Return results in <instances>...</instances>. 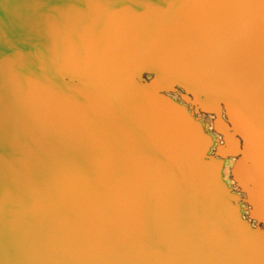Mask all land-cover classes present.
I'll return each instance as SVG.
<instances>
[{
    "label": "water",
    "instance_id": "1",
    "mask_svg": "<svg viewBox=\"0 0 264 264\" xmlns=\"http://www.w3.org/2000/svg\"><path fill=\"white\" fill-rule=\"evenodd\" d=\"M0 264H264V0H0Z\"/></svg>",
    "mask_w": 264,
    "mask_h": 264
},
{
    "label": "bare ground",
    "instance_id": "2",
    "mask_svg": "<svg viewBox=\"0 0 264 264\" xmlns=\"http://www.w3.org/2000/svg\"><path fill=\"white\" fill-rule=\"evenodd\" d=\"M206 121H208V123L211 125H213L214 126V124H217V122H218V120L217 119H215L214 118V116H208V118H206ZM211 125V126H212ZM228 161L229 160H227V162H226V164H225V168H224V176H225V179H226V181L230 184L231 183V173H230V171H229V176H227V171H228V168L229 167H227V163H228ZM232 165V164H231ZM237 184H238V182H237ZM238 185H240L241 186V184H238ZM242 187V186H241ZM244 194V193H243Z\"/></svg>",
    "mask_w": 264,
    "mask_h": 264
},
{
    "label": "rangeland",
    "instance_id": "3",
    "mask_svg": "<svg viewBox=\"0 0 264 264\" xmlns=\"http://www.w3.org/2000/svg\"><path fill=\"white\" fill-rule=\"evenodd\" d=\"M233 161H234V158H231V159H229V161H228V163H227V167H229V168H228V171H227V176H229V171H230L231 164H232ZM231 182L233 183L232 180H231Z\"/></svg>",
    "mask_w": 264,
    "mask_h": 264
}]
</instances>
